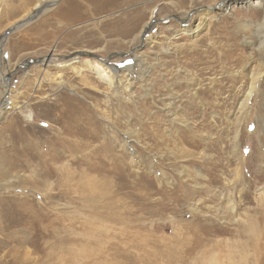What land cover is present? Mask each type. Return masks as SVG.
Wrapping results in <instances>:
<instances>
[{"label":"rangeland","instance_id":"374dc122","mask_svg":"<svg viewBox=\"0 0 264 264\" xmlns=\"http://www.w3.org/2000/svg\"><path fill=\"white\" fill-rule=\"evenodd\" d=\"M222 2L0 0V264H264V10Z\"/></svg>","mask_w":264,"mask_h":264},{"label":"bare ground","instance_id":"6f19581e","mask_svg":"<svg viewBox=\"0 0 264 264\" xmlns=\"http://www.w3.org/2000/svg\"><path fill=\"white\" fill-rule=\"evenodd\" d=\"M43 1H47V0H43ZM48 1H50V3L51 4H49L46 8L48 9V8H51V7H53V6H55L56 4H57V2L59 1V0H48ZM155 1V0H154ZM158 1V0H157ZM241 1V0H240ZM243 1V3H251L252 4V6L254 7V8H258V7H262L263 8V10H264V0H242ZM221 2H222V0H221ZM224 2V1H223ZM222 2V4L220 5V8H221V10L225 13V11L226 10H228L227 8V6L228 5H230L228 2L227 3H223ZM173 4H174V2H172ZM242 3V2H241ZM157 4V3H156ZM175 5V4H174ZM151 7V6H150ZM35 8L36 9H38L39 7H38V5H36L35 6ZM145 8V7H144ZM154 8V7H153ZM165 8V7H164ZM193 8V7H192ZM211 8L212 7H207L206 8V10H211ZM214 8V7H213ZM143 9V8H142ZM149 9V8H148ZM167 9V8H166ZM165 9V10H166ZM205 10V11H206ZM220 10V11H221ZM156 8L155 9H152L151 10V13H150V17H149V19L146 21V23L144 24V26L143 27H141L142 29H140L141 30V32L139 33V36H138V40H141V42H142V38L144 39V41H146V40H151V42H154L155 41V39L154 38H152V36H149L148 34H149V31L152 29V26H153V24L155 23V21L153 20V17H154V15L156 14ZM41 11H38V13L37 14H39ZM130 13V12H129ZM142 13H144V10L142 11V10H136V13H134V14H128V15H131V16H127V18L126 19H128V20H126L125 22L124 21H121L120 23L121 24H127V23H129L130 21H132L133 19H134V22H136V28H137V25H138V23L140 22V20H143L144 19V17H143V14ZM36 14V15H37ZM158 14V13H157ZM191 14H193L192 12L191 13H189V16H188V14H185V16H184V18L183 17H181L180 19H178L181 23V25H183V26H181L182 27V30H181V32H183V33H191L192 32V34H194V35H196L197 33H198V31L199 30H193V28L189 25V20H188V17L190 18H192L193 17V15L192 16H190ZM136 15V16H135ZM207 16L208 15H210V14H206ZM227 15H229V13H227ZM198 16V15H197ZM132 17V18H131ZM33 18V17H32ZM211 18H213V17H211ZM27 19H29V17H27ZM167 20H168V18H166ZM165 19V20H166ZM26 20V19H25ZM124 20V19H123ZM24 21V20H23ZM27 21H30V20H27ZM142 22V21H141ZM260 22V21H259ZM21 23H26V21H24V22H21ZM20 23V24H21ZM23 24V25H24ZM19 25V24H18ZM18 25H16V26H18ZM134 26H135V24H134ZM251 26V25H250ZM15 27V25L14 26H12V28H14ZM22 26H19V27H17L16 28V30H18L19 28H21ZM249 26H245L244 28H248ZM255 27V26H254ZM12 28H9V30L10 29H12ZM198 28H200V25L196 28V29H198ZM254 29V28H253ZM15 30V31H16ZM257 30H258V32H259V34H263L264 33V21L263 22H260V23H258V27H257ZM8 31V30H7ZM244 34V33H243ZM261 34V35H262ZM174 36V35H173ZM263 36H261V38H262ZM136 38H137V36H136ZM242 38L245 40V43H247V40L249 39L245 34L242 36ZM134 39V38H133ZM154 39V40H153ZM4 40H6V39H4ZM263 40V39H262ZM134 42V41H133ZM145 43V42H144ZM261 44H260V47L261 48H263L264 47V42H260ZM3 46H4V43H3V40H0V58H1V52L3 51ZM259 48V47H258ZM2 49V50H1ZM263 50V49H262ZM261 50V51H262ZM171 50H170V48H167V47H164V49L162 50V54H165V55H168L169 54V52H170ZM80 53V52H79ZM93 54L92 52H81L80 53V56L79 55H76V56H73L72 58H69V59H67V60H64V61H57V57H52L49 61H48V63L49 64H51L55 69H62V68H64V67H68V66H71L72 64H75V63H80L81 61H80V59L82 58L81 56H84V54ZM135 58V57H134ZM137 58V57H136ZM110 59V58H109ZM108 59V61H110ZM137 60V59H136ZM43 61H45L44 59H41V63L43 62ZM108 61H106V60H104V59H100V60H90V59H87L85 62H83V64L84 65H86V69H80L79 70V73H82V72H84V71H93V72H95L96 74H97V76H98V78L100 79V80H102V81H108V82H110V85H112L113 84V82L114 81H112V79L109 77V75H108V73H111V72H108V70H109V67H107L108 65H106L107 63H108ZM126 62V61H125ZM136 62H138V61H136ZM45 63V62H44ZM136 66V65H135ZM48 67V66H47ZM133 65L132 66H130V65H126V67H125V70L126 71H128V72H130V71H132L133 70ZM112 71V70H111ZM113 73H114V75L116 76V75H118L119 74V71H118V69H114L113 70ZM133 73V72H132ZM261 76H262V72H261V74H259L257 77H255L254 78V80H253V83H252V85H251V87L249 88V91L247 92V94H246V96H245V98H244V100L242 101V103H241V107H240V113H241V115L243 116L244 115V112L246 111V109L248 108V106H249V104H250V101L252 100V98L254 97V95H255V93H256V91H257V84H258V82L260 81V79H261ZM125 81V80H124ZM9 81L6 79V77H5V75L2 73V70H0V85L2 86V88H3V90H4V93H5V96H7V94H9V92H10V90H11V85H10V83H8ZM130 84V81L128 80V81H125V82H123V81H117V85L119 86V87H121V88H123V87H126V86H128ZM114 85V84H113ZM113 87V86H112ZM128 88V87H127ZM70 91V93H72L73 95H77L73 90H69ZM4 93H3V96H4ZM1 100V99H0ZM12 104V103H11ZM8 106H10V101H9V99H8V97H4L1 101H0V113L2 114L3 113V111L4 110H6L7 108H8Z\"/></svg>","mask_w":264,"mask_h":264},{"label":"water","instance_id":"95a60500","mask_svg":"<svg viewBox=\"0 0 264 264\" xmlns=\"http://www.w3.org/2000/svg\"><path fill=\"white\" fill-rule=\"evenodd\" d=\"M24 23L19 24L18 26H15L14 28L8 30L7 32H5V34L3 35L2 38L6 39L10 36V34H12L13 32H15L16 28L19 26H23ZM84 56H88V57H95L96 59H98L96 56H94L93 54H84ZM121 56V55H120ZM123 56V55H122ZM99 60V59H98ZM37 63H41V59L39 60H30L29 63H24L22 64L20 67H25V66H29L30 64H37ZM12 77V73H10L9 75L6 76V79L8 81H10Z\"/></svg>","mask_w":264,"mask_h":264},{"label":"crops","instance_id":"0c3cea01","mask_svg":"<svg viewBox=\"0 0 264 264\" xmlns=\"http://www.w3.org/2000/svg\"><path fill=\"white\" fill-rule=\"evenodd\" d=\"M65 4V3H64ZM12 28V27H11Z\"/></svg>","mask_w":264,"mask_h":264}]
</instances>
